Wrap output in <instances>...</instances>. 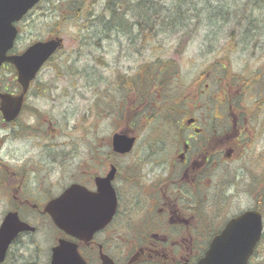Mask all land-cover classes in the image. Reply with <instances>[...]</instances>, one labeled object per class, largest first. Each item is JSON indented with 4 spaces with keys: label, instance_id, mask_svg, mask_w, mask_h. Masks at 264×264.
<instances>
[{
    "label": "flooded vegetation",
    "instance_id": "obj_1",
    "mask_svg": "<svg viewBox=\"0 0 264 264\" xmlns=\"http://www.w3.org/2000/svg\"><path fill=\"white\" fill-rule=\"evenodd\" d=\"M116 17H112L113 28L128 29L129 23ZM147 22L148 17L141 16L140 23L137 18L133 23L141 47H146ZM61 51L56 50L30 82L12 121L4 119L0 97V199L10 201L3 216L16 212L33 228L17 234L0 264H103L104 258L112 264H195L230 220L258 209L238 210L235 164L243 163L245 153H255L264 142L259 118L231 102L230 90L223 86L213 90L205 84L208 102L188 100L178 80L184 65L146 61L142 52L134 70L117 75L110 94L119 99L108 107V114L124 126L113 134L132 135L137 142L140 130H147L146 163L159 173L146 182L135 173L142 166L139 160L122 170L117 157L132 151L119 155L108 144L103 155L100 143L86 154L83 145L76 148L77 166L69 167L75 148L70 152L67 143L69 121L63 109L67 58ZM20 53L14 48L8 55ZM228 68L213 62L206 66V78L214 70ZM201 78L202 74L192 82ZM0 92L12 97L22 92L9 63L0 67ZM43 103L58 104V112L43 109ZM112 125V129L117 126ZM250 162L258 164L259 158L252 156ZM111 170L115 193L111 217L90 238L59 229L46 205L72 183L96 192V178H105ZM239 176L243 179V172ZM31 216L39 222L33 223ZM60 241L63 246L58 250Z\"/></svg>",
    "mask_w": 264,
    "mask_h": 264
},
{
    "label": "rangeland",
    "instance_id": "obj_2",
    "mask_svg": "<svg viewBox=\"0 0 264 264\" xmlns=\"http://www.w3.org/2000/svg\"><path fill=\"white\" fill-rule=\"evenodd\" d=\"M105 3L106 0H41L16 24L19 35L15 49L18 51L24 50L35 41L48 38L53 33L63 37L60 54L67 58V87L63 109L69 121V151L75 148V156L70 159L69 167L77 166L79 154L76 148L83 145L82 150L86 154L90 153L91 146L100 143L101 153L104 155L113 131L119 132L124 128L123 123L113 114H108V107L115 106L118 101L116 99H119L114 93L110 94V91L120 72L135 69L141 52L146 61L159 60L163 63L184 65L178 80L183 89L181 93H184L188 100L208 102V93L204 91L206 83H209L213 90H216L217 86L230 90L229 95L233 99L231 102L250 97L253 103L249 105L246 101L242 106L254 118H259L261 127H264V87L257 83L246 94L238 85L239 76L245 69H259L262 62L259 59L264 52L259 54L251 49V42L243 46L246 42L241 43L239 38L232 43L229 40L230 33L235 28V19H240L239 15L246 13L256 19L260 31L254 35L253 32L249 35L246 33L243 37L246 39L253 35L258 45H264V15L258 8H264V0H122L115 12L119 14L118 21L129 23L128 29L121 25H118V29L113 28L111 22L115 15L106 10ZM75 9H78V12L73 15ZM245 10L247 11L244 12ZM60 15L64 17L60 19ZM141 16L148 17L150 22H147V28L149 25L150 29L146 33V47L139 45L138 29L133 24L136 18L140 23ZM163 21L176 24L160 23ZM56 23L58 26H55ZM128 40L131 47L127 49ZM238 41L240 44L235 48L234 45ZM227 43L231 46H226ZM253 51L255 57H249ZM215 61L219 65H228V70H214L209 73V78H206V66ZM201 74L203 78L199 83L192 82ZM219 95L222 99L221 92ZM260 105H263L261 109ZM41 106L53 113L59 110L58 104L43 103ZM84 115L86 121L83 123ZM112 124L117 126L112 129ZM137 136L138 140L132 152L117 157V162L121 169L125 170L127 167L131 168L133 161H141L142 166L137 168L135 173L149 182L151 176L159 173L158 168L146 163L144 144L147 141V130H140ZM252 156L259 158L258 164L250 162ZM240 161L243 163L235 164L238 175L237 191L240 193L238 210L257 206L263 214L261 242L249 264H264V142H260V147L255 153L247 151ZM243 164L244 170L240 168ZM241 172L244 174L243 179L239 176ZM9 205V200L0 199V222L3 209ZM30 218L33 223L39 222L35 217ZM37 239L43 244L40 235Z\"/></svg>",
    "mask_w": 264,
    "mask_h": 264
},
{
    "label": "water",
    "instance_id": "obj_3",
    "mask_svg": "<svg viewBox=\"0 0 264 264\" xmlns=\"http://www.w3.org/2000/svg\"><path fill=\"white\" fill-rule=\"evenodd\" d=\"M39 1L0 0V66L4 62L12 64L22 87L21 94L16 97L0 93L3 117L7 121L18 114L23 95L40 67L62 46L63 38L55 37L31 44L20 55H7L18 33L15 23ZM134 142L135 137L123 133L114 134L111 140L113 150L118 154L128 153ZM113 175L114 170H111L105 178H96V192H90L79 184H71L58 198L46 205L45 210L50 213L53 223L77 238H90L115 211V193L110 185ZM262 228L259 211L243 212L230 220L212 239L204 255L195 264H248L260 240ZM32 230L30 225L19 219L16 212L6 214L0 224V260H3L8 246L17 234ZM62 246L63 241H60L58 250ZM69 264L77 263L70 261ZM103 264L112 263L104 258Z\"/></svg>",
    "mask_w": 264,
    "mask_h": 264
},
{
    "label": "trees",
    "instance_id": "obj_4",
    "mask_svg": "<svg viewBox=\"0 0 264 264\" xmlns=\"http://www.w3.org/2000/svg\"><path fill=\"white\" fill-rule=\"evenodd\" d=\"M122 0H106V3L104 5V7L106 8V10H109V12L111 13V15H115V16H119V14H116V9L118 8L119 5H121ZM258 8H260L263 12L264 15V8L259 6ZM247 10H245L244 12H246ZM78 12V9L74 10V14ZM70 14V16H73ZM218 15V14H217ZM245 15V16H244ZM244 15H239L241 16L240 19H235V28L232 30V32L230 33L229 36V40L232 43L234 40H236L237 38H239V40L242 42H246L245 44H243V46L248 45L249 42H251V49H254V51H258V53H262L264 52V45H258V41H254L255 36H253L254 34H256L258 30L257 27V21L256 19H254V17H251L249 15H247L246 13H244ZM214 16V15H213ZM260 16L262 17V15L260 14ZM64 17L63 15H60V19ZM150 22H148L149 24ZM160 23H165V25L168 24H176L175 22H160ZM164 25V26H165ZM55 26H58V23L55 24ZM177 26H175L176 28ZM149 25H148V30H149ZM240 32V33H239ZM250 32H253V35H250L248 38H244L243 35H245L246 33L249 35ZM54 36H58V33H53ZM243 37V39H242ZM252 38V40H251ZM248 41H245V40ZM254 42V43H253ZM237 44H240L239 41L236 43L235 48L237 46ZM226 46H231L230 44H226ZM247 47V46H246ZM253 51V54H250L249 57L254 58L255 57V53ZM225 52V51H224ZM230 52H227V54H229ZM258 54V55H259ZM259 59V58H257ZM261 66H259V69L256 70H252V69H245L244 73L242 75L239 76L238 79V85L246 92L249 91L250 89H252L254 87L255 84L259 83L260 87H264V54L261 56V59H259ZM217 62V61H215ZM239 89V87H237ZM248 97V96H247ZM246 101H248V104L251 105L253 102L251 101L250 97H248L245 100H237V105L241 106L242 104L246 103Z\"/></svg>",
    "mask_w": 264,
    "mask_h": 264
}]
</instances>
